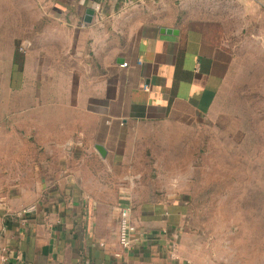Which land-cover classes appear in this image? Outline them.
Returning <instances> with one entry per match:
<instances>
[{
	"label": "crops",
	"instance_id": "1",
	"mask_svg": "<svg viewBox=\"0 0 264 264\" xmlns=\"http://www.w3.org/2000/svg\"><path fill=\"white\" fill-rule=\"evenodd\" d=\"M261 78L264 0H0V135L34 138L49 157L85 151L127 175L136 173L127 161L134 143L145 140L140 126L238 141L246 88ZM69 172L38 182L45 194L30 212L0 200V264H199L181 217L163 212L171 199L138 201L127 249L118 208L108 217ZM124 195L119 205L132 207Z\"/></svg>",
	"mask_w": 264,
	"mask_h": 264
},
{
	"label": "rangeland",
	"instance_id": "2",
	"mask_svg": "<svg viewBox=\"0 0 264 264\" xmlns=\"http://www.w3.org/2000/svg\"><path fill=\"white\" fill-rule=\"evenodd\" d=\"M255 82L246 88L245 136L240 140L214 136L211 141L205 131L192 127L140 126L136 133L145 140L134 143L127 159L135 174L124 175L120 167L109 171L110 163L85 151L49 157L34 138L19 142L10 133L1 134L0 200L18 203L23 211L34 207L45 194L38 182L62 178L61 167L69 166L74 182L104 204L108 217L110 211L116 215L126 192L135 212L141 207L138 201L148 196L171 199L163 212L181 217L183 244L194 262L264 264V78Z\"/></svg>",
	"mask_w": 264,
	"mask_h": 264
},
{
	"label": "built area",
	"instance_id": "3",
	"mask_svg": "<svg viewBox=\"0 0 264 264\" xmlns=\"http://www.w3.org/2000/svg\"><path fill=\"white\" fill-rule=\"evenodd\" d=\"M19 50L22 52L24 50L23 47H20ZM124 66L128 65V62H125L123 64ZM34 207H30L26 209V211H32ZM119 210V220H120V229H119V242L120 245H122L124 248H132L134 245V235L138 231L137 226L132 220V207L129 205H119L118 207ZM166 215L169 213L166 212ZM166 232L167 230L164 229ZM177 239H174L171 242V256L174 259H179V252H178V244H177ZM7 259V254L4 252L1 255V260L6 261Z\"/></svg>",
	"mask_w": 264,
	"mask_h": 264
},
{
	"label": "water",
	"instance_id": "4",
	"mask_svg": "<svg viewBox=\"0 0 264 264\" xmlns=\"http://www.w3.org/2000/svg\"><path fill=\"white\" fill-rule=\"evenodd\" d=\"M93 14H94V10L93 9H88L85 21H87V22L91 21ZM167 31L168 32H172V30H170V29H168ZM95 147L98 150V152L101 154L102 157H106L107 149L105 148V146H103L101 144H97Z\"/></svg>",
	"mask_w": 264,
	"mask_h": 264
}]
</instances>
